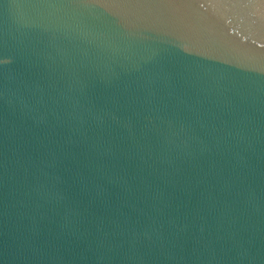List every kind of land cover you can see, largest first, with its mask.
<instances>
[{
	"label": "water",
	"instance_id": "1",
	"mask_svg": "<svg viewBox=\"0 0 264 264\" xmlns=\"http://www.w3.org/2000/svg\"><path fill=\"white\" fill-rule=\"evenodd\" d=\"M0 264H264V0H0Z\"/></svg>",
	"mask_w": 264,
	"mask_h": 264
}]
</instances>
